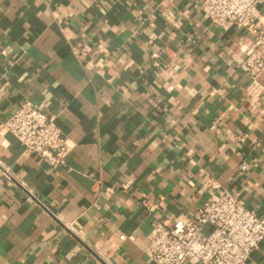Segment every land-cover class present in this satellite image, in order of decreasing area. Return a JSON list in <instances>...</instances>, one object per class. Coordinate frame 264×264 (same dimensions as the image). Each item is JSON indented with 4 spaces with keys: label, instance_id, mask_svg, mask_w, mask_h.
Instances as JSON below:
<instances>
[{
    "label": "crops",
    "instance_id": "crops-1",
    "mask_svg": "<svg viewBox=\"0 0 264 264\" xmlns=\"http://www.w3.org/2000/svg\"><path fill=\"white\" fill-rule=\"evenodd\" d=\"M202 2L0 0V125L30 101L74 145L53 170L0 128V264H147L218 188L264 219V71Z\"/></svg>",
    "mask_w": 264,
    "mask_h": 264
},
{
    "label": "built area",
    "instance_id": "built-area-1",
    "mask_svg": "<svg viewBox=\"0 0 264 264\" xmlns=\"http://www.w3.org/2000/svg\"><path fill=\"white\" fill-rule=\"evenodd\" d=\"M264 0H203L200 10L224 30L248 31L255 40L241 69L253 79L264 71V23L258 19ZM159 67V55H152ZM23 146L24 152L56 170L67 167L73 143L49 115L30 101L23 102L0 125ZM248 165L240 167L245 172ZM5 176H12L5 171ZM213 229L206 233V228ZM264 241V219L247 208L235 192L218 188L194 221L176 219L155 225L146 248L147 264H248Z\"/></svg>",
    "mask_w": 264,
    "mask_h": 264
}]
</instances>
